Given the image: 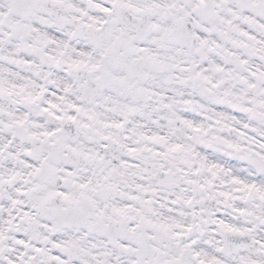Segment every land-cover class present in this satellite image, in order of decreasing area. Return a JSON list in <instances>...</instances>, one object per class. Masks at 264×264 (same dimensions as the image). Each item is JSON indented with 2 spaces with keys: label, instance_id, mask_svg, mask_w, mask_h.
Masks as SVG:
<instances>
[{
  "label": "snow or ice",
  "instance_id": "1",
  "mask_svg": "<svg viewBox=\"0 0 264 264\" xmlns=\"http://www.w3.org/2000/svg\"><path fill=\"white\" fill-rule=\"evenodd\" d=\"M0 264H264V0H0Z\"/></svg>",
  "mask_w": 264,
  "mask_h": 264
}]
</instances>
